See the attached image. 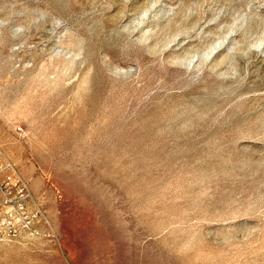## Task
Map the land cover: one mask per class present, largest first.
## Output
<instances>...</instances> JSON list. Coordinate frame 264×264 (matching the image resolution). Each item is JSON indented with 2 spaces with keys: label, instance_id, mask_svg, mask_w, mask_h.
Returning <instances> with one entry per match:
<instances>
[{
  "label": "rangeland",
  "instance_id": "1",
  "mask_svg": "<svg viewBox=\"0 0 264 264\" xmlns=\"http://www.w3.org/2000/svg\"><path fill=\"white\" fill-rule=\"evenodd\" d=\"M0 147V264H264V0H0Z\"/></svg>",
  "mask_w": 264,
  "mask_h": 264
},
{
  "label": "built area",
  "instance_id": "2",
  "mask_svg": "<svg viewBox=\"0 0 264 264\" xmlns=\"http://www.w3.org/2000/svg\"><path fill=\"white\" fill-rule=\"evenodd\" d=\"M53 238V228L29 183L0 147V237Z\"/></svg>",
  "mask_w": 264,
  "mask_h": 264
}]
</instances>
